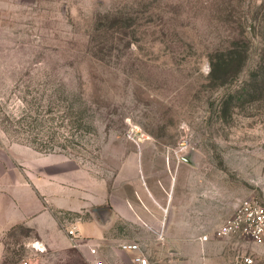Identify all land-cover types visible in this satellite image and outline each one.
Returning a JSON list of instances; mask_svg holds the SVG:
<instances>
[{"label":"rangeland","instance_id":"obj_1","mask_svg":"<svg viewBox=\"0 0 264 264\" xmlns=\"http://www.w3.org/2000/svg\"><path fill=\"white\" fill-rule=\"evenodd\" d=\"M17 145L83 169L75 193L102 203L81 222L93 213L141 248L162 245L148 226L115 224L114 206L139 182L174 209L187 185L213 234L208 264H264L263 244L216 227L243 199L264 203V0H0V168L19 166ZM34 238L8 231L0 262L31 256ZM85 238L95 253L71 243L33 263L118 264L112 244Z\"/></svg>","mask_w":264,"mask_h":264},{"label":"crops","instance_id":"obj_2","mask_svg":"<svg viewBox=\"0 0 264 264\" xmlns=\"http://www.w3.org/2000/svg\"><path fill=\"white\" fill-rule=\"evenodd\" d=\"M17 146L15 150L20 152L16 157L19 166L0 168V239L13 227L22 224L49 249L57 250L70 246V238L60 223V212L79 215L82 219L81 214L84 211H90L92 205L102 202L95 200L90 194L75 193L76 185L83 187L85 183L77 182L78 178L74 180L71 174L82 177V168L59 163L52 155L44 157H51L53 160L42 161V155L32 148ZM156 189L157 191H154L150 185L138 182L130 196L123 195L120 203L115 204V224L123 222L125 225L141 229L148 226L147 228L150 227L153 231L164 228L165 239L162 245L154 241L156 246L150 247L141 242L142 250L150 264H208L207 258L202 256L201 244L207 241L202 239L201 234L204 229L203 199H192L187 192L188 186L184 185L178 196L177 207L173 209L169 205L171 194L159 190L158 187ZM192 202L195 204L193 210ZM234 211L232 208L219 215L216 227L221 226ZM76 227L82 237H89L91 242L94 241L100 247L112 244L116 254H119L113 257L118 264H123V259H119L123 255L127 258L125 264H137L132 260L133 252L121 246L133 242L134 236L109 233L110 225L100 222L93 213L88 222L78 220ZM207 235L209 239L213 236L210 233ZM215 243L217 247L219 244ZM214 253L222 257L219 248H216ZM216 261L217 264H222L221 260Z\"/></svg>","mask_w":264,"mask_h":264},{"label":"built area","instance_id":"obj_3","mask_svg":"<svg viewBox=\"0 0 264 264\" xmlns=\"http://www.w3.org/2000/svg\"><path fill=\"white\" fill-rule=\"evenodd\" d=\"M78 219L75 215L60 212L61 223L65 227L73 247L88 245L91 251L95 253L97 249L87 238L80 235L79 229L76 227ZM154 233L158 240L165 239V230L163 227L160 230L154 231ZM217 233L222 236L251 239L255 243L264 245V203L254 196L243 199L235 208L234 213L223 221ZM202 239L207 240L208 235L202 236ZM26 245L32 252V255L9 264H35L33 263L32 256L48 251V246L38 238H34ZM121 246L123 249L133 252L132 260L134 263L150 264L149 259L145 256L137 242L124 243ZM241 261L244 264H253L254 262L251 256H244ZM0 264L4 263L0 262Z\"/></svg>","mask_w":264,"mask_h":264},{"label":"trees","instance_id":"obj_4","mask_svg":"<svg viewBox=\"0 0 264 264\" xmlns=\"http://www.w3.org/2000/svg\"><path fill=\"white\" fill-rule=\"evenodd\" d=\"M8 119H9V118L7 117V118H6V121H3L4 127H5V126H6V127L9 126V124L6 125V122L8 121ZM45 149L47 150V148H45ZM17 227H25V226L22 225V224H19V225L13 227L12 229L17 228ZM12 229H11V230H12Z\"/></svg>","mask_w":264,"mask_h":264}]
</instances>
